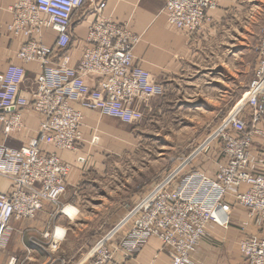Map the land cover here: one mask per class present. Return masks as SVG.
Wrapping results in <instances>:
<instances>
[{
    "label": "built area",
    "instance_id": "obj_1",
    "mask_svg": "<svg viewBox=\"0 0 264 264\" xmlns=\"http://www.w3.org/2000/svg\"><path fill=\"white\" fill-rule=\"evenodd\" d=\"M89 1L16 0L11 8L14 19L9 32L28 38L17 57L24 64H40L42 71L27 100L20 96L26 70L13 65L6 69L0 80V121L6 136L23 130L25 108L40 114L42 122L27 145L17 149L0 145V175L13 187L10 194L0 193V246L9 240L7 228L13 219H34L45 201L63 208L61 198L72 168L43 146L78 150L84 141V115L75 104L133 125L144 116L135 108L136 102L147 103L166 93L164 86L155 84L146 71L134 65V48L140 37L107 20L90 28L88 48L76 67L71 66L70 56L54 65L57 53L65 52L71 43L74 13ZM216 8L217 0H168L164 13L172 27L196 34ZM46 28L58 35L56 48L37 41ZM90 76L97 78L96 89L85 82ZM215 133L205 143L206 148L214 142L217 146L214 163L196 166L174 191L168 186L179 172L168 177L134 211L122 242L127 259L157 240L169 264H192L209 228H226L239 213L245 232L240 252L247 264H264V148L259 150L256 145L258 138L264 139V31L258 63L243 100ZM110 235L91 253L93 264H118L114 251L106 245ZM18 263L11 257L7 264Z\"/></svg>",
    "mask_w": 264,
    "mask_h": 264
},
{
    "label": "rangeland",
    "instance_id": "obj_2",
    "mask_svg": "<svg viewBox=\"0 0 264 264\" xmlns=\"http://www.w3.org/2000/svg\"><path fill=\"white\" fill-rule=\"evenodd\" d=\"M257 7L260 14L255 12ZM250 8L253 11L249 10L241 23L212 46L213 53L174 82L165 101L146 113L142 121L125 129L103 125L108 135L96 136L100 144L86 148V164L79 165V187L68 186L63 208H57L72 207L77 211L75 219L61 215L65 234L60 243L35 237L32 245L40 259L29 264H93L91 253L99 243L193 154L205 148L177 174L168 190L174 191L196 166L214 163L217 146L214 142L206 148L205 143L244 97L258 60L264 0L252 2ZM133 219L106 242L111 250L114 242L129 232ZM142 252L135 253L133 260L137 261ZM155 253L164 251L159 246Z\"/></svg>",
    "mask_w": 264,
    "mask_h": 264
},
{
    "label": "crops",
    "instance_id": "obj_3",
    "mask_svg": "<svg viewBox=\"0 0 264 264\" xmlns=\"http://www.w3.org/2000/svg\"><path fill=\"white\" fill-rule=\"evenodd\" d=\"M167 1H89L83 8L74 13L70 26L71 43L65 52L57 53L54 65H57L62 57L70 56L71 66L76 67L82 58L83 52L88 48L87 37L89 30L96 23L107 20L125 26L130 32L140 37L139 43L134 48V65L146 71L155 84L162 85L166 89V93L162 97L152 98L147 103H135V108L145 115L152 108H158L165 101L169 87L174 82L184 78L189 68L195 66L205 56L213 53L211 51L212 46L219 41L227 30H231L233 26L236 27L241 23V20L249 13V10H252L250 8L252 2H256V0H217V8L209 12L210 21L205 24L203 30L196 34H190L180 31L168 23L164 13ZM15 2L16 0H0V80L9 66L23 67L26 70V78L21 85L20 96L30 100L31 93L36 88V77L42 71V67L38 63L24 64L17 57L18 52L28 42V38L23 34H12L8 30L14 19L11 8ZM257 9L258 11L256 10L255 12L260 14V7H257ZM57 40L58 35L47 28L43 30L42 37L37 38V41L51 48H56ZM85 82L90 88H97L96 77L90 76L85 79ZM242 100L243 95L235 107ZM74 106L84 115V141L80 144L78 150L75 152L60 151L51 146H43L44 151L56 152L63 162L71 166L72 169L67 178V184L70 189L79 187V182L82 179V170L79 165L83 166L86 164V148H88L89 144H100V141L95 139L96 136L108 135L103 131V125L108 127L107 124H109L111 128L124 127V129L129 125L118 119L104 116L99 111L84 108L80 104H75ZM22 115L23 130L9 136L5 135V126L0 121V145L17 149L27 145L31 139L37 136L42 116L33 111L32 108L23 109ZM112 122L115 123L112 124ZM90 140H92L91 143L89 142ZM256 145L259 150H263L264 139L258 138ZM199 152L201 150L197 151L192 157L198 156ZM190 159L177 168L169 178L181 172ZM12 188L11 181L0 175V193L10 194L13 190ZM62 201H66L65 195L61 198ZM57 208L59 209V207L45 201L42 209L34 219H13L7 228L9 240L5 246H0V264H7L11 257H16L18 264L38 262L40 258L32 245V240L37 236L49 239L54 244L55 240L60 243L65 233L61 229V222L63 221L61 215L63 213ZM76 214L77 211L75 209L67 207L63 215H67L71 220H74ZM134 214L135 212L126 217L117 227L118 229L112 232L108 240L120 231L132 219ZM239 217V213L234 214L232 225L235 227L228 230L211 226L205 236L203 245L193 255L191 263L247 264L239 249V242L242 241V237H245ZM251 230L253 233L257 231L256 227H252ZM127 234L128 232L122 234L118 238V242L113 244L112 249L118 264H169L165 253L161 255L155 253L157 247L160 246L157 240H153L145 248L137 261L133 260V258L127 259L126 256L128 254L122 248V242ZM46 235H49V237H46ZM218 249L222 250L223 255H220V250Z\"/></svg>",
    "mask_w": 264,
    "mask_h": 264
},
{
    "label": "bare ground",
    "instance_id": "obj_4",
    "mask_svg": "<svg viewBox=\"0 0 264 264\" xmlns=\"http://www.w3.org/2000/svg\"><path fill=\"white\" fill-rule=\"evenodd\" d=\"M66 214V213H65ZM67 216V215H66ZM69 218V217H68Z\"/></svg>",
    "mask_w": 264,
    "mask_h": 264
}]
</instances>
